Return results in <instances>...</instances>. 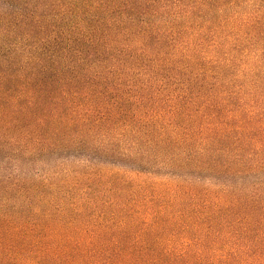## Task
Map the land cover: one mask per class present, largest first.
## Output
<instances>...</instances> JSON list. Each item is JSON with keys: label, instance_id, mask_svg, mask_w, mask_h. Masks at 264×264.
I'll use <instances>...</instances> for the list:
<instances>
[{"label": "trees", "instance_id": "1", "mask_svg": "<svg viewBox=\"0 0 264 264\" xmlns=\"http://www.w3.org/2000/svg\"><path fill=\"white\" fill-rule=\"evenodd\" d=\"M0 264H264V0H0Z\"/></svg>", "mask_w": 264, "mask_h": 264}]
</instances>
